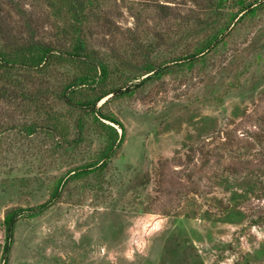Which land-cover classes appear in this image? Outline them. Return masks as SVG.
<instances>
[{"label":"rangeland","instance_id":"rangeland-1","mask_svg":"<svg viewBox=\"0 0 264 264\" xmlns=\"http://www.w3.org/2000/svg\"><path fill=\"white\" fill-rule=\"evenodd\" d=\"M208 2L103 0L87 42L108 62L103 87L128 90L98 103L108 98L101 109L124 140L105 167L66 178L41 214L18 216L0 264H264V5L205 61L173 64L211 33ZM55 24L41 0H0L5 35L51 41ZM147 62L168 69L140 82ZM56 67L13 71L19 86L0 79V221L49 199L106 145L88 112L77 138L81 111L53 94L74 71L58 80Z\"/></svg>","mask_w":264,"mask_h":264},{"label":"trees","instance_id":"trees-1","mask_svg":"<svg viewBox=\"0 0 264 264\" xmlns=\"http://www.w3.org/2000/svg\"><path fill=\"white\" fill-rule=\"evenodd\" d=\"M41 1L49 8L51 18L56 19V32L53 34L56 38L51 41L42 38L36 39L33 36L14 38L13 35H5L0 26V79L3 82L19 86L20 79L13 77V71L23 70L28 72L39 69V72L49 73L48 71L52 70L53 66H57L54 71L58 70V80L60 78L62 80L63 70L70 68L74 71L73 74H67L61 85L56 88V91H53V94L61 103L81 111L76 118L78 139L81 138L84 129V115L82 113L87 114L88 112L92 115V119L97 126L106 134V145L95 160L76 169H71L66 172L67 175L60 177L49 199L38 205L18 208L4 215L0 221V236L4 241L3 258L8 254L17 217L22 213L25 214V212L28 216L34 217L45 211L52 200L58 196V187L67 181L66 178L80 176L91 169L105 167L107 159L114 154L115 148L122 144L125 136L123 124L114 116L104 113L101 109L108 98L100 105L98 103L108 95L126 94L128 90L103 87L109 74L108 62L104 57L89 49L87 42L89 26L92 22H99L100 20L103 0ZM263 5L264 0H209L206 9L207 11L210 10L213 17L205 19L203 23L205 28L212 29L211 33L195 47L192 53L176 57L171 62L191 67L199 59L205 61V54L212 48L214 49L220 41H223V37L237 23L246 18H253ZM230 6L231 8L235 6L237 9L230 11L226 22L217 25L218 19L223 16V10L230 8ZM58 36L61 37L59 41L56 40ZM173 64L168 66L170 67ZM163 65L165 63L154 65L147 62L143 67V74L146 76L140 82L147 81L154 76H161L168 69L162 67ZM11 77H13L12 80ZM81 87H89L91 96L83 100L76 99L74 97L76 90ZM3 92L6 96L5 89L1 90L0 94ZM20 94L21 96H27L22 89ZM54 118L56 121L60 120ZM117 127L120 128V131ZM28 128L30 132L33 131V129H30L31 126ZM60 129L62 127H59V125L57 127L53 125V130Z\"/></svg>","mask_w":264,"mask_h":264}]
</instances>
